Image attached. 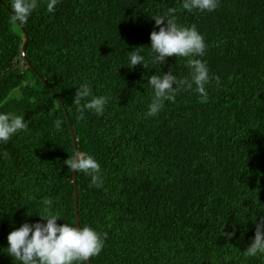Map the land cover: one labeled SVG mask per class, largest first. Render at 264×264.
I'll use <instances>...</instances> for the list:
<instances>
[{"label": "trees", "instance_id": "1", "mask_svg": "<svg viewBox=\"0 0 264 264\" xmlns=\"http://www.w3.org/2000/svg\"><path fill=\"white\" fill-rule=\"evenodd\" d=\"M9 5L0 0V112L28 126L0 144V248L22 223H44L45 197L57 224L78 226L63 161L82 151L103 179L95 187L76 173L79 224L105 234L90 264H264L243 254L264 223V0H219L211 12L181 0H59L24 25ZM168 8L203 35L210 81L206 96L182 89L146 117L148 76L189 73L188 58L148 59L152 17ZM139 47L145 67L129 68ZM85 82L107 97L103 115L81 117L72 103ZM0 264L18 262L0 253Z\"/></svg>", "mask_w": 264, "mask_h": 264}, {"label": "clouds", "instance_id": "2", "mask_svg": "<svg viewBox=\"0 0 264 264\" xmlns=\"http://www.w3.org/2000/svg\"><path fill=\"white\" fill-rule=\"evenodd\" d=\"M59 0H10V19L24 25L32 13L43 3L48 13L54 11ZM186 11L201 12L214 11L219 0H181ZM175 9L168 8L163 15L153 16L158 31L149 34L150 46L148 59L153 65H163L167 57L175 56L188 58L186 63L189 70L188 77L177 78L170 69L148 76L147 85L152 90L150 102L147 105L146 117L155 116L163 108L165 101L174 102L178 92L182 89H193L200 96H206L205 86L210 81L209 69L206 61L200 59L205 55L206 43L203 35L194 25L182 26L176 22ZM163 22V23H162ZM128 52L129 68L141 65L145 67L146 59L137 49ZM193 57H196L193 59ZM72 103L83 117L84 110L103 115L107 104L104 95H92L88 83H81L75 87ZM90 97V98H89ZM81 101H84L81 104ZM57 131L61 128V121L55 120ZM28 120L23 115L12 112H0V144L26 131ZM2 157L6 158L7 153ZM70 172L83 173L90 177L92 186L100 187L103 179L100 175V165L95 158L82 151H77L63 161ZM52 201L45 197L41 201V211L36 214L44 223L39 221L29 224L22 223L7 235V247L0 248V253H6L18 264H87L91 257L98 255L103 246L105 234L84 225L76 226L70 223L57 224L61 219L60 213L52 210ZM29 215V214H28ZM230 238L232 233H226ZM246 257H264V223L256 224V231L252 242L243 251Z\"/></svg>", "mask_w": 264, "mask_h": 264}, {"label": "water", "instance_id": "3", "mask_svg": "<svg viewBox=\"0 0 264 264\" xmlns=\"http://www.w3.org/2000/svg\"><path fill=\"white\" fill-rule=\"evenodd\" d=\"M25 44H24V46H25ZM73 181H74V184H75V209H76V215H77V225L80 226V224H79V218H78V212H77V207H78V204H77L78 203V192H77L76 172L75 171L73 172ZM87 264H90V262L88 261Z\"/></svg>", "mask_w": 264, "mask_h": 264}]
</instances>
